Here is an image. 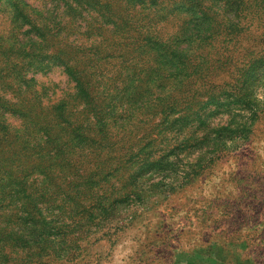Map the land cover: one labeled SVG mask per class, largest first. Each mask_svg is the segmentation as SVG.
<instances>
[{"label": "rangeland", "instance_id": "rangeland-1", "mask_svg": "<svg viewBox=\"0 0 264 264\" xmlns=\"http://www.w3.org/2000/svg\"><path fill=\"white\" fill-rule=\"evenodd\" d=\"M0 264H264V0H0Z\"/></svg>", "mask_w": 264, "mask_h": 264}, {"label": "trees", "instance_id": "trees-1", "mask_svg": "<svg viewBox=\"0 0 264 264\" xmlns=\"http://www.w3.org/2000/svg\"><path fill=\"white\" fill-rule=\"evenodd\" d=\"M20 13L18 11H16V9L14 11L9 12V18H10V24L11 25H15V23H17V18L20 17ZM118 26V24L116 25V27ZM60 32L58 34L55 35L54 37V42H56L58 45H56L57 47L55 48V51L53 50V55L55 54V58H57L59 61L63 62L66 66L67 71L77 80L78 83V88H79V92H81V94H87V86L86 84H84L83 80L79 79V77L77 76L78 71H82V69H80V67H78L76 64H78V62H76V55L73 56V43H67L69 41H66V43H63V40L66 39L67 35H68V25H62L61 29H59ZM123 30V29H121ZM43 33H39V35H37V37H41L43 38V41L39 43V45H41L42 49L43 46L47 47V43L50 40H52L53 38H49L46 34L45 31H41ZM46 43V44H45ZM9 44L10 42L5 43L4 46H2L1 48L3 49H7L9 48ZM2 45V44H1ZM22 61L19 62H15V69H20V75L22 74V69L24 67V65H21ZM24 74V73H23ZM22 111L20 112V117H23L25 120H30V121H36L37 120V114H31L30 109L28 107L26 108H22ZM17 112V111H16Z\"/></svg>", "mask_w": 264, "mask_h": 264}]
</instances>
